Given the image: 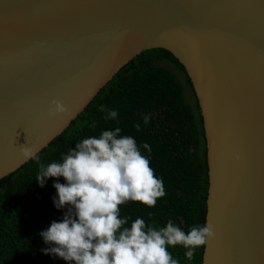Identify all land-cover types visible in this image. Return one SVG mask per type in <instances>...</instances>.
Returning a JSON list of instances; mask_svg holds the SVG:
<instances>
[{
	"label": "water",
	"instance_id": "water-1",
	"mask_svg": "<svg viewBox=\"0 0 264 264\" xmlns=\"http://www.w3.org/2000/svg\"><path fill=\"white\" fill-rule=\"evenodd\" d=\"M153 49L183 67L201 117V264H264V0H0V179ZM53 100L66 111L49 117Z\"/></svg>",
	"mask_w": 264,
	"mask_h": 264
},
{
	"label": "trees",
	"instance_id": "trees-1",
	"mask_svg": "<svg viewBox=\"0 0 264 264\" xmlns=\"http://www.w3.org/2000/svg\"><path fill=\"white\" fill-rule=\"evenodd\" d=\"M166 61L171 67L159 65ZM190 90L191 101L185 95ZM118 112L116 120H106L100 106ZM150 115L147 125L143 115ZM141 124L140 131L134 127ZM95 127H92V125ZM121 128V135L135 138L138 145L147 142L151 153L141 148L150 159L154 174L162 179L165 195L155 207L138 202L120 206L121 218H136L147 226L165 227L171 220L187 232L192 226H203L206 214L207 165L201 117L190 81L183 67L167 51L142 52L122 67L98 92L71 124L38 154L40 163L60 162L62 155L74 149L77 142L98 137L104 130ZM39 164L29 160L15 172L0 179V264H66L62 259L44 253L49 247L40 233L51 222L62 220L66 208L53 204L57 178H48L40 187L35 178ZM64 183L63 178H58ZM168 251L180 264H201L203 246L189 261L182 246Z\"/></svg>",
	"mask_w": 264,
	"mask_h": 264
},
{
	"label": "clouds",
	"instance_id": "clouds-1",
	"mask_svg": "<svg viewBox=\"0 0 264 264\" xmlns=\"http://www.w3.org/2000/svg\"><path fill=\"white\" fill-rule=\"evenodd\" d=\"M99 110L106 112V120L118 117L116 110L104 105ZM65 111L62 103L53 100L48 116ZM142 119L147 125L150 115ZM134 127L140 131L141 124ZM121 131L115 127L98 137L82 139L60 162L47 165L40 163V155L32 148L20 147L24 160L39 164L35 180L40 187L48 178H57L53 204L57 210L67 209L62 220L51 222L40 233L49 245L44 253L66 264H180L168 251L179 245L186 249L185 257L193 260L197 248L214 238L212 225L192 226L185 232L171 220L157 228L147 226L139 217L128 226L129 217L121 218V205L131 201L151 208L166 194L149 157L141 152L143 148L150 154L151 146L147 142L138 145L135 138L121 135Z\"/></svg>",
	"mask_w": 264,
	"mask_h": 264
},
{
	"label": "rangeland",
	"instance_id": "rangeland-1",
	"mask_svg": "<svg viewBox=\"0 0 264 264\" xmlns=\"http://www.w3.org/2000/svg\"><path fill=\"white\" fill-rule=\"evenodd\" d=\"M158 64L162 65V66H166V67H171L170 64L168 62H166V61H159ZM185 95H186V97H187V99L189 101L192 100L191 96H190V90H189V88L187 86L185 87Z\"/></svg>",
	"mask_w": 264,
	"mask_h": 264
},
{
	"label": "crops",
	"instance_id": "crops-1",
	"mask_svg": "<svg viewBox=\"0 0 264 264\" xmlns=\"http://www.w3.org/2000/svg\"><path fill=\"white\" fill-rule=\"evenodd\" d=\"M48 259H49V260H46V263H47V264H53L51 257L48 258ZM55 264H58L57 259H56V261H55Z\"/></svg>",
	"mask_w": 264,
	"mask_h": 264
}]
</instances>
